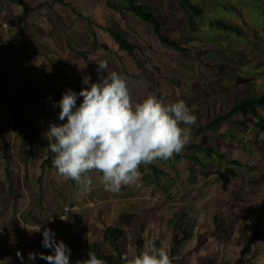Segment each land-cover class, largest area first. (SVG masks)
Instances as JSON below:
<instances>
[{
    "label": "rangeland",
    "instance_id": "rangeland-1",
    "mask_svg": "<svg viewBox=\"0 0 264 264\" xmlns=\"http://www.w3.org/2000/svg\"><path fill=\"white\" fill-rule=\"evenodd\" d=\"M144 1L146 7L153 10L166 26L170 27L171 24H174L171 32L174 37L180 41L206 49L200 58L183 55L162 46L143 23L130 17L124 19L123 16L112 13L110 9L106 8L105 0H27L31 6H37L38 4H44V6L29 17L26 33L19 36L16 16L19 12H22V7L8 0H0V21L4 17L3 10H6L7 19L12 23V29L7 33V38L4 40L0 38V44L5 49V55H8L6 62H3L2 67H0L5 78V85L0 86V96L10 100H18L27 110L30 116L29 122L35 133L42 139H46L44 133L49 130L50 124H59L63 121L59 120V113L51 106L37 102L34 97L48 99L58 107V101L67 89L71 88L78 93L83 87L88 86L82 83L85 75L90 76L92 82H98V63L89 69L88 65H82L84 59L74 55L71 50L73 47L90 49L96 44L95 40H98L101 43H106L110 51L108 53L103 50L100 51L97 58L107 61L110 70L119 72L127 79L134 102L142 101L149 95L157 96L166 104L183 100L194 113L198 112L197 127H202L207 132L214 130V128L206 126L208 120L218 111H227L230 105L236 101L237 98L234 97L246 93L250 86V83L246 81L249 78L248 75L240 72L235 65H253L259 62L264 64V55L255 46L257 38L251 35L239 38L233 34H225L212 28L209 24L210 17L208 13L210 12L212 16L219 15V5L216 4H212L207 8V15L200 22L203 24L201 27L199 26L200 30L191 31L186 27L188 21L182 19L181 10L176 0ZM245 1L248 5L251 4L256 8L264 6V0ZM71 6L82 12L84 19L73 12ZM230 6L234 9L237 7L233 3H230ZM88 16L89 20H92L91 24L87 21ZM107 26H111L113 31L109 32ZM93 28H95V32ZM0 33L3 34V31L0 30ZM17 36H19V39L14 44L9 41ZM118 36L139 45L141 50H136L134 55L129 54L120 48L116 40ZM6 41L10 42L9 46L13 44L11 49L6 47ZM227 57L232 58L234 61L230 62ZM200 62L202 64H199ZM141 64L144 68L153 72L155 76L157 74V77L153 78L141 72ZM155 68H159L161 71L159 70L157 73ZM170 73L178 74L182 77L183 82L179 83L175 80L173 85L174 78ZM106 74L104 72V75ZM93 77H96V81ZM253 79L255 78H251V80ZM257 81L264 90V74ZM255 92L261 93L254 86L251 94ZM21 95L23 96L21 97ZM27 96H30L31 99L24 100ZM82 100L83 97L78 96L77 104L81 103ZM48 114H51L53 118L46 119L49 117ZM43 116H45L44 122L40 123L39 118ZM2 117L6 118L2 121L4 126H7L11 116L4 103L0 101V118ZM255 121V124H260L257 125V128L262 130L264 122L261 123V120L258 119ZM228 124L230 127L233 126L231 123ZM254 127L256 126L252 121H244V128L252 129ZM246 129L238 130V132L247 133ZM9 134L14 135L13 132ZM251 136L254 138L255 134ZM213 140L215 141L214 138L205 134L196 133V128L192 127L190 144L196 142L206 145ZM253 145L258 150L249 146L244 155V162L250 166H255L257 172H252L245 179L237 176L232 182L223 181L225 182V191L222 198L218 200L211 199L203 206L205 209L220 208L223 215L228 217L229 208L236 202L234 197L240 185L247 184L250 179H264V139L260 138ZM183 152L188 155L195 154V150L186 148ZM198 156L203 161L209 162L204 153H198ZM213 161L215 163L212 166V171H207L208 176H217L216 157L213 158ZM188 164L193 166L196 162L190 160ZM16 166L20 170L13 176L15 177V186L19 189L22 186V195L29 191L35 192L36 185L34 183H24L25 169L23 163L18 161ZM27 171L30 178L35 179L41 173V168L30 162ZM53 174L56 176L57 172L54 171L48 176L52 181H54L51 178ZM100 176L101 173L96 177L92 174L93 190L89 194L79 196L77 195L76 184L72 180H65L58 175L59 180H55V183L49 181L48 185H53L54 193L48 191V199L53 195L54 198L43 203L49 205L47 213L45 211L47 207L34 208L35 204L30 202V205L26 208L22 207L23 211L17 215V218L20 217L18 221L21 220V223L13 227L15 222L12 224L11 229H4L6 231L0 228L1 234H8V236L6 235L8 245L16 246L12 252L15 254L19 251L18 246L25 244V241L27 248L33 250L36 247L44 248L41 243L42 240L34 242L36 240H24L22 238L13 244L14 236L11 233L13 229H18L16 232L17 237L35 232L29 231L30 228H25L27 226L26 223H23L25 217L39 219L42 227L46 226L55 232L57 240H63L67 245L77 246L84 244L81 239L84 233L90 237L91 241L101 240L105 218L107 223H111L112 219L118 218L122 211L127 212L128 217L125 218V223H128L127 226L135 220L137 223L145 224L158 235L162 245L169 251L170 234L166 230L164 220L158 217L157 214L162 209L169 210L173 199L158 198L157 194L161 192V188L155 184L150 188H133L132 191H129L128 188L133 187V185L123 186L118 195H114L104 190L103 185L100 183ZM186 176L188 175L185 174L183 179ZM2 184L3 172L0 169V186ZM262 190L264 192V188ZM15 192H20V190L16 189ZM180 194L184 197L193 195L189 192ZM22 197L18 198L17 210L23 204ZM137 198H142L145 204L144 211L139 216L134 215L138 210L133 200ZM126 199L132 200L133 203L124 202ZM58 202L63 204L59 206ZM72 205H76L80 209L70 208L63 219L66 221L60 225H55L52 212L62 213ZM59 207L61 210H59ZM15 214L16 211L5 213L8 217ZM240 224V220L236 219L234 227L227 224L218 237L211 239H207L203 232L201 234L194 232L190 238L185 240L180 249L182 252L189 253V255L174 264H196L200 261L214 263L219 260L229 262L237 258L240 248L234 244V239L240 229ZM260 226H264L263 220L260 221ZM32 238L35 239V234H32ZM131 239L132 235L129 234V240ZM255 248L264 251V244H256ZM9 250L10 247L7 248V251ZM12 252H6V254L11 255ZM50 253L52 254V250H50ZM74 254L71 250L70 259ZM18 258L20 259L19 256ZM28 264H37V261H29Z\"/></svg>",
    "mask_w": 264,
    "mask_h": 264
},
{
    "label": "trees",
    "instance_id": "trees-1",
    "mask_svg": "<svg viewBox=\"0 0 264 264\" xmlns=\"http://www.w3.org/2000/svg\"><path fill=\"white\" fill-rule=\"evenodd\" d=\"M8 1L23 8L22 12L16 16L19 28L18 35L22 36L25 33V25L28 23L29 16L37 12L44 4L31 6L27 0ZM176 1L181 10L182 19L188 21L186 27L191 31L200 30L199 26L203 25L200 22L207 15V8L210 5H219V15L212 16L210 12L208 13L210 26L225 34H233L239 38H245L248 35L256 37L255 46L264 55V6L256 8L251 4L248 5L245 0ZM230 3L235 4L237 6L236 9L231 8ZM105 4L106 8L110 9L112 13L123 16L124 19L130 17L143 23L147 30L155 35L160 44L170 50L195 58H200L202 53L206 51L204 48L180 41L174 37L171 34L174 24H171L170 27L166 26L153 10L146 7L144 0H105ZM67 5L70 7L69 4ZM72 10L84 19L82 12L78 11L77 8L72 7ZM90 20L88 16L87 21L91 24L92 20ZM107 28L109 32L113 31L111 26H107ZM93 31L95 32V28H93ZM19 36L12 39L11 42L18 40ZM0 38L4 40L5 36L0 33ZM116 40L120 48L131 55H134L136 50H141L139 45L133 44L127 39H122L118 36ZM95 42L96 44L90 49L77 47L71 49L74 55L84 59L82 65H88L89 69L97 61L101 60L97 58L100 51L103 50L106 53L110 51L106 43H101L98 40H95ZM4 55L5 49L0 44V67L3 65L2 59ZM227 59L230 62L234 61L232 58L227 57ZM199 64L202 63L200 62ZM140 66L141 72L153 78L157 77V74L155 76L153 72L144 68L142 64ZM263 66L262 62L253 65H235L240 72L248 75L249 78L246 80L250 83L248 91L234 97L237 99L227 111H218L208 120L206 126L214 128V130L207 132L204 128L197 127V124L192 126L196 128V133L205 134L214 138L215 141L213 140L206 145L196 142L191 143L186 149L195 150L194 155L182 152L168 161L142 164L140 166V179L136 184H133V187L128 188L129 191H132L133 188H150L155 184L161 188V192L157 194L158 198L173 199L169 210L162 209L157 214L158 217L164 220L166 230L170 234L169 255L172 264L189 255V253L182 252L180 249L185 240L190 238L194 232L196 234L203 232L207 239L218 237L227 224L234 227L236 219L241 222L240 229L234 239V244L240 248L239 256L229 262H224L223 260L214 263L200 261L196 264H264V251L255 248L256 244H264V226H260V221H264V192L262 190L264 188V179L254 178L248 180L247 184L243 183L240 185L234 197L236 202L229 208L228 217L223 215L220 208L205 209L203 207L211 199L222 198L225 191V182H232L237 176L245 179L253 171H257L256 167L244 162V155L249 146L258 150L253 143L259 141L260 138L264 139V126L262 130H259L257 125L260 124H255L256 119L261 120V123L264 122V90L257 81L264 74ZM155 69L157 73L160 70L159 68ZM1 70L0 68V86L3 87L5 78ZM170 75L174 78L173 85L175 80L179 83L183 82L182 77L178 74L170 73ZM139 77L142 78L141 76ZM93 78L96 81V77ZM251 78L255 79L251 80ZM254 86L261 93L255 92L251 94ZM25 99L30 100L31 98L27 96ZM34 99L37 102L51 106L57 113L60 112L59 107L53 105L48 99H39L38 97H34ZM0 100L9 107L6 108L12 118L14 133L13 136L9 134L8 124L4 126L2 121V119L6 118L2 117L0 119V151L3 156H0V169L4 172V175L2 189L0 190V216L5 215L6 212L17 210L16 204L19 203L17 197L22 193V186L20 187L21 189L15 186V177L13 176L20 170L16 166L18 161H21L24 165V183L32 182L27 171L30 162L41 168V173L36 176L32 183L36 185L37 191L34 201L41 208H44L43 203L48 198V191L54 193L53 187L51 190L48 188L49 181L54 183L48 178L49 175L56 171L52 164L54 154L48 150L47 139H42L35 133L29 122L30 117L24 108L9 98L0 96ZM195 115L198 121V112ZM48 118H53V116H49L46 119ZM245 120L252 121L256 127L252 129L244 128ZM65 122L66 120L62 123ZM228 123L233 126L230 127ZM244 129L248 132H238V130ZM252 134H255L254 138H252ZM198 153H204L209 162L203 161L198 156ZM214 157H216L218 166L217 176H208L207 171H212V166L215 163L213 161ZM190 160H194L196 164L190 166L188 164ZM189 171V175L183 179ZM92 174L95 177L99 175L98 172ZM59 177L63 178L62 176ZM16 189L20 190V192L16 193ZM3 192L5 193L3 194ZM184 192L193 193V195L184 197L180 194ZM114 195H118V193ZM133 201L138 210L134 215L139 216L144 211L145 204L142 198L134 199ZM124 202L133 203L130 199H126ZM61 204L63 203H60L59 206ZM55 213L57 212H52V214ZM233 215L234 217H232ZM126 217H128L127 212L122 211L118 218L112 219L111 223H107L105 218V227L101 240L91 241L89 236L85 234V243L81 247L80 252L76 255L74 254L71 258L70 264H81L80 261L87 259L89 251H94L98 258L103 259L106 264H123L120 257L129 245L141 249L145 238H154L158 247L162 244L158 235L145 224L137 223L135 220L127 226L128 223H125ZM29 220L27 218V221ZM0 227L3 230L7 228L2 223H0ZM129 234L132 235L131 240H129ZM6 235L8 234H0V264H27L29 252L37 253L38 264H47L46 260L39 257V253L48 255L47 251H34L23 245H19L18 249L21 251L20 254L24 257V260L21 261L15 258V254L12 251L16 246L8 245ZM8 247H10L9 251H7ZM6 252H12V254L7 255Z\"/></svg>",
    "mask_w": 264,
    "mask_h": 264
},
{
    "label": "clouds",
    "instance_id": "clouds-1",
    "mask_svg": "<svg viewBox=\"0 0 264 264\" xmlns=\"http://www.w3.org/2000/svg\"><path fill=\"white\" fill-rule=\"evenodd\" d=\"M3 15L10 22L6 10ZM1 21L0 30L7 35L12 27L5 32ZM97 63L98 82L85 75L82 83L87 87L78 93L67 89L57 105L59 120L66 118V122L50 124L44 133L48 150L54 154L52 164L57 174L75 182L78 196L91 193L94 172L101 173L100 183L113 194L123 186L136 184L142 164L168 161L182 153L197 123L194 111L183 100L166 104L149 95L134 102L127 79L110 70L107 61ZM78 96L83 97L79 104ZM29 231L39 232L41 228ZM42 236V246L52 249V254L39 253V257L47 264H70L71 248L57 240L51 228L45 227ZM17 255L24 260L19 252ZM36 258L37 253L29 252V261ZM120 259L123 264H172L169 251L162 244L158 247L154 238H145L141 249L129 245ZM80 262L106 264L94 251Z\"/></svg>",
    "mask_w": 264,
    "mask_h": 264
},
{
    "label": "crops",
    "instance_id": "crops-1",
    "mask_svg": "<svg viewBox=\"0 0 264 264\" xmlns=\"http://www.w3.org/2000/svg\"><path fill=\"white\" fill-rule=\"evenodd\" d=\"M21 12H19V14H20ZM32 15V14H31ZM30 15V16H31ZM29 16V17H30ZM29 24V19H28V23L25 25V33H26V27H27V25ZM24 33V34H25ZM5 36V38H7V36L6 35H4ZM10 42H11V40H9ZM10 42H8V41H6L5 43L7 44V46L6 47H9V49H11V47H12V45L14 44V42H13V44H10V46H9V43ZM8 49V50H9ZM7 56L8 55H4L3 57V59H2V61L3 62H6V60H7ZM23 95H21V97H22ZM24 100H29V99H24ZM1 101V100H0ZM11 101H14V102H16V103H18L21 107H23L20 103H19V101L18 100H11ZM1 102H3V101H1ZM4 105H5V107H8L5 103H4ZM9 108V107H8ZM24 108V110L26 111V113H27V110L25 109V107H23ZM10 114V113H9ZM27 115H28V113H27ZM49 116H52L51 114H48ZM11 116V115H10ZM29 116V115H28ZM30 117V116H29ZM45 118V116H43V117H40L39 119H40V123H43L44 121H43V119ZM1 119V118H0ZM62 123V122H61ZM61 123H59V124H61ZM8 126H9V132L10 133H12L13 132V129H12V118H11V120L9 121L8 120ZM1 156H3V154H2V152H1ZM253 167H255V166H253ZM1 172H3L2 170H1ZM254 173H256L257 171H253ZM189 173H190V171L189 172H187L186 174L187 175H189ZM3 175H4V172H3ZM51 178L54 180V183H55V180H59V177H58V175L56 174V176L53 174L52 176H51ZM34 180L35 179H31V181L32 182H34ZM52 187H53V185H48V188L51 190L52 189ZM2 189V186H0V190ZM4 189V188H3ZM22 192V191H21ZM23 193V192H22ZM22 193L17 197V200H18V198L19 197H21V196H23L22 197V199H23V201L25 200V199H28L29 200V204L26 206V207H28L29 205H30V202H31V204H35L34 205V208H41V206L40 205H37L36 203H35V201H34V196L37 194V191H35V192H33V191H29V192H25L23 195H22ZM27 193H28V195H27ZM54 198V195L52 196V197H50L49 199L47 198L46 199V201L45 202H48L49 200H52ZM138 199V198H137ZM218 200V199H217ZM19 201V200H18ZM59 203V202H58ZM60 204V203H59ZM26 208V207H24L23 206V204H22V206H20L19 208H18V210H16V214L15 215H12L11 217H8L7 215H3V216H0V223H2L3 224V226H7V228H12L11 226H12V224H14L15 222V225L13 226V227H15L16 225H18V223H21L22 221L20 220V222L18 221L19 219H20V217H18L17 218V215L18 214H20V212L21 211H23V208ZM45 207H47L46 209H45V211H46V213H47V211L49 210V205H44V208ZM30 208V207H29ZM100 208H101V206H100ZM28 210V209H27ZM27 210H25V211H27ZM61 210V209H60ZM104 211V210H103ZM9 212H12V211H9ZM29 212V211H28ZM27 213V212H26ZM25 213V214H26ZM24 214V213H23ZM45 218V217H44ZM30 220L29 221H27V218H25V221L23 222V223H27V222H31V221H37L38 223H39V219H37V218H29ZM45 220V219H44ZM45 222V221H44ZM68 223V222H67ZM39 225H40V228H41V231H39V232H37V231H35L34 233H27V234H25V235H23V236H20V237H17V235H16V232H17V230L18 229H13L12 231H11V233H12V235H14V242H13V244H15V243H17V241H19L20 239H24V240H36V241H34V242H38L37 240H42V238H43V236H42V232H43V228L44 227H46V226H44V227H42V225L39 223ZM21 227V226H20ZM19 227V228H20ZM1 228V227H0ZM7 230V229H6ZM6 230H3V231H6ZM85 230V229H84ZM1 234V233H0ZM6 234V233H5ZM4 234V235H5ZM32 234H35V239L34 238H32ZM85 234L86 233H84V235L81 237V239H82V242L83 243H85ZM8 236V235H7ZM90 238V237H89ZM33 242V243H34ZM66 243V242H65ZM84 245V244H83ZM83 245H77V246H75V245H72V244H68V246L71 248V250L75 253V255L76 254H78L79 252H80V250H81V247H83ZM23 246L24 247H26V241H25V244H23ZM36 247V246H35ZM33 250V249H32ZM38 250H43V251H47L48 252V254H51L50 253V250H52V249H49V248H37L36 247V249H34V251H38ZM17 252H19V253H21V251H17ZM17 252L15 253V258H17V259H19L18 258V255H17ZM21 260V259H20ZM36 261H37V264H38V260L37 259H35ZM71 260V259H70ZM206 262V261H205ZM29 263V261L27 262V264ZM208 263H210V262H208Z\"/></svg>",
    "mask_w": 264,
    "mask_h": 264
},
{
    "label": "built area",
    "instance_id": "built-area-1",
    "mask_svg": "<svg viewBox=\"0 0 264 264\" xmlns=\"http://www.w3.org/2000/svg\"><path fill=\"white\" fill-rule=\"evenodd\" d=\"M2 24V28L5 32H8L10 30V28L12 27L11 23L6 21L5 19H3L1 21ZM24 206L28 205L29 201L28 200H24ZM71 209H75V210H79L80 207L76 206V205H72L71 207H69L67 210H64L62 213H58L56 215H54V223L55 225H59L61 222H65L66 220H63L67 213L69 212V210ZM63 218V219H62ZM60 222V223H59ZM59 223V224H58ZM26 227L25 228H30V229H37L40 228L39 224L36 221H31L29 223H26Z\"/></svg>",
    "mask_w": 264,
    "mask_h": 264
}]
</instances>
